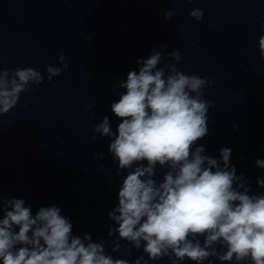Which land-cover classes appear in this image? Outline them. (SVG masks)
I'll use <instances>...</instances> for the list:
<instances>
[{"label": "clouds", "instance_id": "1", "mask_svg": "<svg viewBox=\"0 0 264 264\" xmlns=\"http://www.w3.org/2000/svg\"><path fill=\"white\" fill-rule=\"evenodd\" d=\"M175 14L165 12V19ZM203 15L202 9L189 12L197 21ZM258 44L264 57V36ZM168 56L171 62L163 67L156 49L138 59V70L118 81L124 91L111 104L121 121L116 131L108 116L92 129L93 140L97 134L110 139L108 151L122 177L117 203L107 213L108 237L115 239L94 242L90 233L74 234L56 205L33 214L23 199L0 195V264H129L109 254V246L113 253L142 251L133 264L165 257L170 264H213L212 258L220 264H264V193H253L247 178L237 174L231 148H220L217 158L198 144L208 135V112L215 107L203 98L212 81L179 71L178 51ZM64 60L61 53L62 67L45 66L48 81L68 68ZM43 81L35 68L0 67V115L32 90L30 84ZM255 166L264 169V159ZM256 183L264 188V177Z\"/></svg>", "mask_w": 264, "mask_h": 264}]
</instances>
